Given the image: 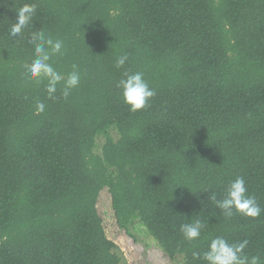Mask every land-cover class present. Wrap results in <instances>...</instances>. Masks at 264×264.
Wrapping results in <instances>:
<instances>
[{
    "label": "trees",
    "instance_id": "trees-1",
    "mask_svg": "<svg viewBox=\"0 0 264 264\" xmlns=\"http://www.w3.org/2000/svg\"><path fill=\"white\" fill-rule=\"evenodd\" d=\"M24 3L36 13L13 37ZM40 30L64 43L53 67L81 74L67 98L27 75ZM125 72L155 90L142 110L117 87ZM237 177L259 217H226L211 199ZM105 188L121 229L139 224L182 264H207L192 253L215 237L248 240L264 264V0H2L0 264H120ZM197 219L187 241L180 226Z\"/></svg>",
    "mask_w": 264,
    "mask_h": 264
},
{
    "label": "clouds",
    "instance_id": "clouds-1",
    "mask_svg": "<svg viewBox=\"0 0 264 264\" xmlns=\"http://www.w3.org/2000/svg\"><path fill=\"white\" fill-rule=\"evenodd\" d=\"M2 6V0H0ZM36 4L24 3L17 13V20L12 24L10 33L13 37L22 34L24 28L32 21L36 13ZM32 43L34 46V59L30 64H26L27 75L35 81L47 80L46 91L49 99H54L57 92V86L63 83L62 95L67 98L70 91L79 86L81 74L76 65L73 70L65 76L57 71L52 61L53 56L62 55L64 43L62 40L46 37L43 30L32 31ZM111 44H109L110 47ZM128 60L127 55L119 56L116 60V67L121 68ZM125 78L121 79L117 87L122 89L124 102L130 106V111L136 112L147 107L148 102L156 95L155 90L150 88L149 84L143 77V73H124ZM46 104L37 101L35 112L44 113ZM211 199L226 217H232L234 211L246 217L257 218L261 215L262 208L254 196L247 193L246 182L243 177H237L233 180L226 191L223 199L217 200L215 194ZM204 223L197 219L192 223H185L180 226L184 238L187 241H194L201 237ZM248 240L239 243L230 244L223 237H215L211 240L207 251L201 253L193 252V258H201L207 264H261L258 256L249 258L244 254L248 246Z\"/></svg>",
    "mask_w": 264,
    "mask_h": 264
},
{
    "label": "rangeland",
    "instance_id": "rangeland-1",
    "mask_svg": "<svg viewBox=\"0 0 264 264\" xmlns=\"http://www.w3.org/2000/svg\"><path fill=\"white\" fill-rule=\"evenodd\" d=\"M101 142L100 138L99 143ZM97 207L103 217L108 236L118 246L120 264H182L167 256L156 240L139 224L131 227L134 237L118 226L112 208L111 194L107 188L101 191Z\"/></svg>",
    "mask_w": 264,
    "mask_h": 264
}]
</instances>
